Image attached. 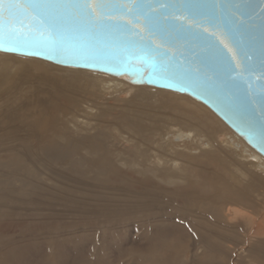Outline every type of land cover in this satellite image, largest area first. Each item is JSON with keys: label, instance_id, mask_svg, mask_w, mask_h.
I'll use <instances>...</instances> for the list:
<instances>
[{"label": "bare ground", "instance_id": "obj_1", "mask_svg": "<svg viewBox=\"0 0 264 264\" xmlns=\"http://www.w3.org/2000/svg\"><path fill=\"white\" fill-rule=\"evenodd\" d=\"M11 55L13 54L0 53V160H2L4 164H7L8 162L10 163V160L12 161L17 158V160L20 161L19 166H23V163H25L27 157L29 156V153L27 152H32V155H34V157L36 158L49 156L53 159H59L64 157L66 155V152L70 154L73 153L70 149V146L74 148L75 152H77L83 145L86 146L87 144L88 147V144L93 142L90 139V136L92 135L88 136L89 134H87L86 137L81 138H69V136H74L73 133H75L76 135L80 134L78 133L80 131H88L90 129H93V127L91 126L93 125L91 121L101 119L100 116L102 115L98 116L97 113L92 112V110L94 109L93 107L92 109L90 106H88V108L90 107L92 109H90V112L88 108H83L82 106V112L86 114V119L88 120H86L85 118V120L82 121L80 118V120H78L75 115H73V119L71 118L68 120V118H70L71 116L70 115L68 116V118L66 116V119L68 120V122H66L67 120L65 119L66 121H64L63 119L65 116L64 112L66 110L63 96L58 92H56V94H50L47 93V91L43 92L42 87L44 88V86L40 87V83L34 85L33 83L36 82L32 83L31 79L29 80V78H27V75H30V77L33 78L34 75H36V81H51L54 85V83L56 82L63 81H61L59 77L51 75L50 73L53 74V72H50V70H63L73 76H76V74L86 75L88 71H84L81 69L76 70L75 68L63 69L65 67L54 65L41 59L35 61L22 58L20 59L14 57V55ZM13 64L17 65L15 66L16 69L10 71V67H14L12 66ZM31 67H36V69H38L37 72H34L33 74L31 72L33 69H30ZM28 73L33 74V76ZM100 78L101 84L99 85L102 88L104 87L105 89L102 90L104 91L103 93H106L108 89L119 91L120 89L121 91L122 89H125L126 93H129L135 88L134 86H137V89L138 87H141L139 85L130 84L129 82L121 78L110 76ZM85 82L87 83V81ZM60 84L62 85V83ZM77 87L81 86L79 85ZM36 89L38 94L35 92ZM141 89L140 91L143 90ZM77 90L79 91V89ZM125 90L123 91V93L125 92ZM156 90L159 91V93L163 96H167V101H170V97L172 99H179L181 102L191 103L194 108H197L206 113V115H208V118H211L213 121L218 123V126L213 125V123L210 122V119V121H205L202 115H196V118H199L200 120L196 123L195 121L194 123H191V121L189 122V120H182V118L185 117L184 115L183 117H179V119L178 116L175 115L176 113L174 110H172L171 113H166V111L163 112V108H157L162 111V113L160 112V114L159 110L156 109V111H158L157 113L152 111V108L151 112H140L141 114L136 112L129 113L127 115L124 114V119L131 123H129L128 125L125 124L124 128H121L122 130L118 131L117 136L115 135L116 137H113L114 142L112 143L113 145L120 144L132 146L128 147L131 148L130 153L132 154L131 156L134 157H131L130 155L129 159L128 157H124V154L127 155V151L129 149L126 148L127 151H124L122 149L116 148L117 153L115 152L116 157H114L113 159L114 162L109 158L107 160L103 159L106 161L103 162L104 164L102 163L104 166L101 165L103 166V169H101L102 171L100 172V174H96L95 178H93L95 181H81V184L89 185V187L95 186L98 188H104L106 190L113 189L114 191L120 192L121 194L119 196H123L125 198L126 204L133 205L130 206V208H136L132 209L133 211H150L149 208L147 209V207L150 205L152 207L155 206V208H159L157 210H161L163 208V206L159 207V205L161 206L170 204V207L171 205L173 207L174 205H177L179 207L181 206L183 210H181L182 212L178 210V212H180L179 215H182L184 217L188 216L194 226L196 225V223L200 225L199 229L197 228L198 230H201V237H199L200 240L197 238V242L195 245V242L193 244L195 238H190L185 246L187 248L191 247L193 249L194 257H197L198 254L200 256L206 255L207 252H210L212 250H214L212 251L214 253L216 250L220 253L226 252V255H229L228 253L230 251H234L238 252L239 255L246 254V257L254 254V252L256 253L257 249L254 245L257 244V242L264 243V208L260 211L256 210L255 212V207L258 206H255L256 204H254V196L251 194V190L253 188V183L251 184V182L252 180H256L257 182H264V157L255 149L250 147L243 138L239 137L238 134L234 133L233 131H228L225 128V123H223V121L220 122L215 115H213L209 110L206 109V107L203 106V104L201 105L189 99V96L187 97L185 95L172 93L158 88ZM136 91L139 92V90ZM123 93L121 92L120 95ZM88 94H91V92ZM141 94L142 93H140V95ZM100 98L99 100H96L100 101ZM125 98L122 97V102L123 100H125ZM70 100L71 99L69 98L66 101L68 102ZM176 101L177 100H175V102ZM112 102L113 100L111 101V103L108 102L109 105H112ZM138 102L141 103V101ZM178 102L176 103L178 104ZM70 103H72V105H76V103L79 102L78 100H71ZM168 103L169 102H167V104ZM170 103L172 104L173 100ZM104 104L105 106L108 105L106 104V102H104ZM96 105H94V107H96ZM192 105H190L189 107L191 108ZM131 106L126 107L131 108ZM98 107H101V105ZM112 107H114V104ZM112 107L110 106V108ZM97 109L98 108H96L95 110ZM184 109H186L187 111V108H183V110ZM78 110H80V108ZM148 110L150 109L148 108ZM165 110H167V107L165 108ZM104 111L106 110L104 109ZM173 111L175 114H173ZM99 112L101 113V111ZM203 115L205 116V114ZM120 119L121 118H119V120ZM62 122H66V124H62ZM108 127H111V125ZM115 128L118 129V127ZM116 133L117 132H115V134ZM62 140L64 142H61ZM90 146L93 145L90 144L89 147ZM181 146H184V148L181 149ZM220 157L221 159L225 158L226 160H228L229 169L228 166L227 169L231 171L230 173H228L225 169L226 165H224V163L220 160ZM101 158L100 160L98 159V163L101 162ZM98 163L97 166L101 164ZM229 174L230 176H228ZM234 177H237L238 180L233 179ZM238 181L242 183L244 182L245 187L238 188ZM60 183L64 182L60 181ZM109 201L112 203V200ZM118 204H121V202L115 201L114 205H107L105 203V205L109 206L110 208H114V210L112 211H115L116 214L121 213L120 210H126V208L124 207L126 205L118 206ZM155 208L153 207V209ZM258 208H260V206ZM145 209L147 210L145 211ZM84 214H88V211H85ZM99 216H101V214H99ZM89 218H91V216ZM1 223L3 224L2 221ZM35 223L37 224L38 222H34V224ZM7 225L8 224H6V226ZM32 226L35 229V226ZM188 226L190 227V225ZM243 226H246L247 231L243 242L240 243L239 240L237 239V241L236 239H234L232 235H234L233 233H235V231L241 230ZM251 228L253 231L251 230ZM194 231L193 233H195ZM190 234L192 233L190 232ZM213 234H217L218 238L221 240L218 244L215 239L216 235ZM11 238L12 234H3V236L0 237V248H5L6 246L8 247V245L13 242L11 241ZM224 241H226L227 244H225ZM178 243H180L179 240L175 243V250H178V252L172 254L164 250V248H159L153 243H151L148 247V250L143 253L142 250L138 251L139 249L136 250L135 247H131L129 251L130 256L128 258L135 257L137 259H141L143 264H184L182 254L184 245L182 243V245ZM200 243H205V246L204 249H201L202 251L199 253V247L197 244ZM10 249L8 248L5 255H3L4 253H2V255L0 254V264H13V261H16V259L13 260L14 257L12 256V252ZM93 249L94 253H96V248ZM96 251L99 254L98 250ZM97 253L96 255H98ZM242 257L244 258V256ZM99 258H101V256ZM50 259L52 260V258ZM222 259L221 260L223 262L225 259ZM129 260L132 261L131 259ZM236 260L238 262L242 261L243 259L241 260V258L239 257ZM43 262L44 264H53L51 262L48 263L47 260ZM54 263L56 264V261ZM249 264H252V261H249Z\"/></svg>", "mask_w": 264, "mask_h": 264}, {"label": "water", "instance_id": "obj_2", "mask_svg": "<svg viewBox=\"0 0 264 264\" xmlns=\"http://www.w3.org/2000/svg\"><path fill=\"white\" fill-rule=\"evenodd\" d=\"M0 16V53L187 95L264 157V0H109L88 9L83 0H41L27 17L4 0ZM25 23L35 38L10 37Z\"/></svg>", "mask_w": 264, "mask_h": 264}, {"label": "rangeland", "instance_id": "obj_3", "mask_svg": "<svg viewBox=\"0 0 264 264\" xmlns=\"http://www.w3.org/2000/svg\"><path fill=\"white\" fill-rule=\"evenodd\" d=\"M14 57L20 58V59L22 58V59L38 61V59H35V58H25V57H20L17 55L16 56L14 55ZM12 66L14 67H10V71L15 70L16 69L15 66L17 65L13 64ZM30 69L31 70L33 69L32 71L29 70L33 74L34 72H37L38 70L36 69V67H33V68L31 67ZM63 69H74V68L65 67ZM50 72H53V74L52 73L50 74L53 76L59 77V79H61V81L63 82H56L53 85L51 81H46V80L45 81L43 80V82L36 81L37 80V79L35 80L36 75H34V78L30 77V75H27V78H29V80L31 79L32 83L36 82V83H33L34 85H37V83L38 84L40 83L41 84L40 87L44 86L45 89L42 87L43 92L47 91V93H50V94H56V92H58L63 96L64 103L66 106L65 108L66 110L64 112L65 116L63 118L64 121L67 120L66 116L68 118V116L70 115L71 116L70 118H68V120L71 118L73 119V115H75L78 120L80 119L81 121L85 120L87 116L86 114H84V112H82L83 111L82 109L88 108V106H90L91 108L92 107L94 108V109L92 108L93 109L92 110L89 107L88 109L90 112L92 110V112L97 113L98 116L99 115H102V116H100L101 119L96 120L99 123H97L95 120L91 121L93 124L91 125L93 129H90L88 131H80L78 132L80 134H76V135L75 133H73L74 136L72 135L69 136V138H81V137H86L87 134H89L88 136L92 135L90 136L91 137L90 139L93 142L90 144H92L93 146L89 147L90 144H88V147H87V144L86 146L83 145L81 146L82 149L80 147V149L77 152H75L74 148L70 146V149L73 153L70 154L66 152V155L59 159L58 158L53 159L52 157H49V156L36 158L34 157V155H32V152H27L29 153V156L27 157V160L25 161V163H23V166L21 165L19 166L20 161L17 160V158H15L12 161L10 160L11 164L9 162L7 163L9 166L7 164H4V162L0 160V165H1L0 166V211H1L0 212L1 214L0 215V219H1L0 220V237H2L3 234H6V235L12 234L11 241H13L10 245H8V247L6 246L5 248H0L1 255L2 253H4L3 255H5L8 248L10 249L11 247L12 248L14 247L13 249L12 248L10 249L12 252L11 254L14 257L13 260L16 259V261H13L14 262L13 264H44L43 261L45 260H47L48 263L51 262L53 264H55L54 263L55 261H56V264H84V263L86 264H90V263L91 264H133V263L143 264L141 259H137L135 257L128 258L130 256L129 251L131 247H135L136 250L139 249L138 251L142 250V253H143V252H146L148 250L149 245L153 243L157 245L159 248H164V250L172 254V253L178 252V250H175V245H176L175 243L179 240L180 243L178 244L182 243L184 245L183 253L181 252L183 254L184 264H191V263L192 264H249V261H252V264H264V243L263 242L262 243L257 242V244L254 245L255 248L257 249V252L256 253L254 252V254H251V255L249 254L251 257L250 256L246 257V254L239 255L238 252H234V251H230L228 253L229 255H226V252L220 253L217 250L215 251V253L212 252L214 251L212 250L210 252H207V254L208 253H211V254H208V255L206 254V255H201V256L198 254L197 257H194L193 249L191 247L187 248L185 246H186L187 241L190 240V238H193V239L195 238L193 241V244L195 242V245L197 242L196 239L198 238L200 240L199 237H201V232H200L201 230H198L200 225L196 223V225L194 226L191 222V219H189L188 216L184 217L182 215H179L180 212H178V210L179 211L183 210L181 206L179 207L177 205H174L173 207L171 205L170 207L169 206L170 204L161 205V206L159 205V207L163 206V208L161 210H157L159 208H155V206H153L155 208L153 209V207L150 205L147 207V209L149 208L150 211H147V212H140L141 210L133 211L132 209H136V208L135 207L130 208V206H133V205L126 204L125 198L123 196H119L121 194L120 192L114 191L113 189L106 190L104 188H98L95 186L89 187V185L81 184V181L94 182L95 180L93 178H95L96 174H100V172L102 171L101 169H103V166H104L103 162L106 161L108 158L114 162L113 159L114 157H116L115 154L117 153L116 148L122 149L124 151L125 150L127 151V149H129L130 151L129 150L127 151V155L124 154V157H128V159H129V155L130 156L132 155L130 153L131 152L130 147L132 146L130 145L126 146V145H120V144L113 145L112 143L114 142V138L117 136L118 131L122 130L125 124L128 125L129 123H131V122H128L126 119H124L125 118L123 116L124 114L127 115L129 113H135V112L141 114L144 112H151V108H152V111L158 113L156 109L163 108V112L166 111V113L168 112L171 113V111L174 110L176 114L174 113V111H173V114L177 115L178 118L183 117L184 115L186 118L184 117L182 118V120H185V121L189 120V122L191 121V123H194V121L196 123L197 121L200 120L199 118H196V115L197 116L202 115L205 121L211 120L210 122H212L213 125L215 126L216 125L218 126V123L213 121L211 118H208V115H206V113L202 112L201 110L197 108H194V106L191 103L181 102L179 99H176V98L172 99L170 97H169L170 101H167L168 97L160 94L159 91H157L155 88L141 86V87H138L137 89V86H134L135 88L129 93H126L125 89H122V91L120 89L122 93L125 90L123 94H125L126 96L123 94H121L123 95L121 96L120 95L121 92L119 90L108 89V91L106 92L107 93L106 95V93H103L104 91H102V90H105L104 87L102 88L99 84H101L100 77L105 78L107 75L104 76L98 73H94L93 75V73L87 72L86 75L76 74V76H73L63 70H50ZM28 74H31V73H28ZM33 74H31V76H33ZM85 81H87V83ZM60 83H62V85ZM78 84L81 87H77L79 86ZM77 89H79V91ZM140 89L142 91H140ZM152 89L153 90L155 89V90L153 91ZM136 90H139V92L142 93L143 95L142 94L140 95V93ZM35 92L38 94L37 89L35 90ZM90 92L91 94H94V95L88 94ZM98 92L101 94H105L106 96L101 95ZM124 96L128 98H125ZM122 97L125 98L123 102H122ZM143 97H147V98H143ZM67 98L68 99L70 98L72 101L78 100L79 103H76V105H72V103H70L71 100L68 102L66 101L68 100ZM99 98H100V101H97L99 100ZM109 98H110V101H109ZM188 98L202 105L201 102L191 97H188ZM171 99L173 100V103H175L176 105L173 103L172 104L170 103L172 101ZM112 100H113L112 105L111 104L109 105V103H111ZM175 100H177L176 102L179 101L178 104L175 102ZM138 101H141V103ZM166 101L169 102L170 105L169 103L167 104ZM104 102H106V104L109 105V108H108V105L105 106ZM113 104H114V107H112ZM159 104L162 106H160ZM179 104L181 105V107L185 106L183 108H187V111L186 109H184L185 110L184 111L183 108H181ZM94 105H96V107H94ZM100 105L102 108L98 107ZM190 105H192L191 108L189 107ZM110 106L112 108H110ZM126 106H131V108L126 107ZM176 106L179 108H177ZM203 106L206 107V109L209 110L213 115H215L220 122H222V120L218 118V116L214 112H212V110H210L204 104ZM166 107H167V110H165ZM79 108L80 110H78ZM96 108L98 109L95 110ZM103 108L106 111H104ZM148 108L150 110H148ZM189 109L192 111V113ZM99 111H101V113ZM160 112L162 113V111L159 110V114ZM203 114H205V116ZM119 118L121 119L119 120ZM68 120L66 122H68ZM66 122H62V124L63 123L66 124ZM110 125L111 127H108ZM107 127L111 129H108ZM115 127H118V129ZM225 128L228 131H233L228 126H226V124H225ZM115 132L117 133L115 134ZM61 142H64V141L62 140ZM115 146H118V147H115ZM124 146H125V149H124ZM180 148L183 149L184 146H181ZM131 157H134V156H131ZM100 158H101V162H100L101 164L98 163V159L100 160ZM103 159H106V160H103ZM220 160L224 163V165H226L225 169L227 170V172L230 173L231 171L228 170L229 169L228 160H226L225 158L221 159V157H220ZM97 163L100 164L98 165L99 167L97 166ZM227 166H228V169H227ZM225 174H226V171H225ZM228 176H230V174ZM233 179L238 180L237 177H234ZM60 181H63L65 184L60 183ZM252 183H253V188L251 190V194L254 196V204H256L255 206H258V207L260 206V208L255 207V212H256V210L260 211L264 208V182L263 181L257 182L256 180H252L251 184ZM237 184H238L237 185L238 188L245 187L244 182L242 183L238 181ZM109 200H112V203ZM113 200L121 202V204H118V206L126 205L124 206L126 210L124 211L120 210L121 213L119 214H116L115 211H112L114 210V208H110L107 205H114L115 201ZM105 203L107 205H105ZM124 207H121V208H124ZM147 209H145V211ZM85 211H88V214H84ZM99 214H101V216H99ZM90 216L91 218H89ZM1 221L3 222V224L1 223ZM34 222H38L37 223L38 225L36 223L34 224ZM6 224L8 225L6 226ZM32 225L35 226V229ZM36 225H37V228H36ZM188 225H190V227ZM190 228H193V229H190ZM193 231L196 234L193 233ZM246 231H247L246 226H243L241 230H237L235 231V233H233L235 236L234 235L232 236L234 239L236 240L238 239L239 242L241 243L243 242L245 238ZM190 232L192 234H190ZM19 235H22V236H19ZM213 235H216L215 239L218 244L221 240L218 238L217 234H213ZM226 241H224L225 244H227ZM93 244L95 245L97 244V245L95 246ZM197 245L199 247V253H200L204 249L205 243H200ZM93 248H96L95 249L96 253H97L96 250H98L99 252V254L97 253L98 255L94 253ZM65 254H66V257H65ZM100 256L101 258H99ZM242 256H244V258ZM90 257L92 258V260ZM221 257L225 259L223 262H222L223 259ZM239 257L241 258V260L242 259L243 260L237 262L236 259H238ZM50 258H52V260ZM129 259H131L132 261H130Z\"/></svg>", "mask_w": 264, "mask_h": 264}, {"label": "snow or ice", "instance_id": "obj_4", "mask_svg": "<svg viewBox=\"0 0 264 264\" xmlns=\"http://www.w3.org/2000/svg\"><path fill=\"white\" fill-rule=\"evenodd\" d=\"M41 0H10V10L13 15L19 14L21 16L27 17V15L38 9ZM109 0H83V5L85 9L90 8L91 4L95 3L99 7L103 8ZM4 0H0V4H3ZM89 14H91L89 12ZM5 31V20L0 16V47L3 46V37ZM9 35L15 36L17 38H35V30L32 29L27 23L22 26H13L9 28ZM12 50V49H9Z\"/></svg>", "mask_w": 264, "mask_h": 264}]
</instances>
